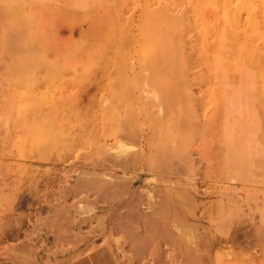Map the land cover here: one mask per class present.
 <instances>
[{
    "label": "rangeland",
    "instance_id": "374dc122",
    "mask_svg": "<svg viewBox=\"0 0 264 264\" xmlns=\"http://www.w3.org/2000/svg\"><path fill=\"white\" fill-rule=\"evenodd\" d=\"M178 17L194 36L198 18L227 43L234 32L226 50L243 55L221 76L201 64L205 80L179 96L189 117L206 82L209 136L229 158L189 150L164 181L118 148L155 136L159 49ZM241 251L264 258V0L253 14L238 0H0V264H224Z\"/></svg>",
    "mask_w": 264,
    "mask_h": 264
},
{
    "label": "bare ground",
    "instance_id": "6f19581e",
    "mask_svg": "<svg viewBox=\"0 0 264 264\" xmlns=\"http://www.w3.org/2000/svg\"><path fill=\"white\" fill-rule=\"evenodd\" d=\"M208 1L212 2L215 0ZM238 1L239 8L247 9L250 14L254 13V0ZM172 23V29L177 27L180 30L178 33L174 31L170 36L164 35L159 49L160 60L165 62V66L160 68L162 71L160 72L161 95L159 110L164 107L165 113L159 116L157 114L152 120L155 136L149 135L147 140L148 147L131 151L125 147L124 143H120L118 148L119 154L123 156L125 161L145 164L144 169L150 164H155L151 172L154 174L159 173L164 181L171 180L172 175L176 173L171 169L174 161L181 155H183V158L185 154L187 156L186 152L189 150L196 151L204 158L215 162H222L225 157L229 158L227 155L228 149L220 144L222 142L221 138L217 139L216 136L214 137L216 139L213 140L209 136L212 133L214 122L217 125V118L215 115L205 117L203 90H201V87L206 82L200 83L196 90L198 95L192 96L191 102L188 104L189 117H186V110L183 108L179 96L182 90H188L191 84H195L196 80H205L199 68L201 64L207 65L221 76L222 72L220 70L224 61L238 65L236 61L243 55L242 50H226V47L233 49V47L237 46L235 33L230 34V42L227 43L224 41V35L211 21L198 18L193 22V25L198 28L197 36L191 34L190 27H192V24L188 19L182 18L178 21H172ZM249 23L250 30L253 33L255 31L253 17L249 18ZM174 53L177 55L175 60L173 58L175 56L173 55ZM182 78H187L183 84L178 81L179 79L182 80ZM202 115L205 118L201 121L200 117ZM195 138H202V140L196 141L198 143L194 144L192 140ZM237 147L239 146L237 145ZM183 162L184 160H182ZM180 169H182V166ZM150 170L147 169V171ZM165 185L163 192H171L172 188H168L167 184ZM92 189L98 190L99 188L93 186ZM229 255L226 256V260L223 256L217 257V263L225 261L224 264H264V258L256 254L241 251L235 257Z\"/></svg>",
    "mask_w": 264,
    "mask_h": 264
}]
</instances>
